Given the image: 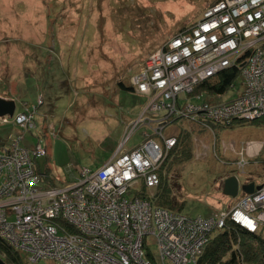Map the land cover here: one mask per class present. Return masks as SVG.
<instances>
[{
	"label": "built area",
	"instance_id": "built-area-1",
	"mask_svg": "<svg viewBox=\"0 0 264 264\" xmlns=\"http://www.w3.org/2000/svg\"><path fill=\"white\" fill-rule=\"evenodd\" d=\"M240 70L241 89L196 92L197 86L228 68ZM146 105L126 125V136L101 167L83 168L64 186L46 184L35 158L48 154L38 142L32 150L22 136L0 147V238L31 263L49 264H196L211 233L228 219L257 232L264 225V185L244 194L228 211L191 217L154 205L137 195L160 184L159 170L179 133L166 129L176 120L200 129L230 127L264 118V0H217L201 18L182 28L148 58L131 78ZM7 116L27 132L38 126L37 106ZM147 130L136 147L126 148L138 126ZM247 164L242 158L239 168ZM155 245L156 251L150 246Z\"/></svg>",
	"mask_w": 264,
	"mask_h": 264
},
{
	"label": "rangeland",
	"instance_id": "rangeland-1",
	"mask_svg": "<svg viewBox=\"0 0 264 264\" xmlns=\"http://www.w3.org/2000/svg\"><path fill=\"white\" fill-rule=\"evenodd\" d=\"M214 1L0 0V96L16 99V113L24 103L42 100L37 128L27 132L12 121H0V147L20 136L21 146H46L48 154L35 158V164L44 181L56 186L74 182L83 168L101 167L126 136L127 123L139 117L147 102L121 83L132 85L131 78L149 56L201 18ZM240 89L238 82L216 100L235 98ZM252 121L234 127L217 124L211 131L176 120L166 129L173 134L193 132L195 157L168 174L184 214L209 217L228 211V195L219 178L237 168L238 159L247 161L254 145L262 162L246 164L244 170L264 173V124ZM146 130L138 126L126 148L138 146ZM147 191L152 195L155 189ZM150 248L156 251L155 245ZM24 258L26 264H49Z\"/></svg>",
	"mask_w": 264,
	"mask_h": 264
},
{
	"label": "trees",
	"instance_id": "trees-1",
	"mask_svg": "<svg viewBox=\"0 0 264 264\" xmlns=\"http://www.w3.org/2000/svg\"><path fill=\"white\" fill-rule=\"evenodd\" d=\"M239 73L240 70L237 67L223 70L215 78L197 86L196 92L205 91L208 95L223 94L237 81ZM121 85L124 88L134 90L132 85L126 86L124 83ZM239 124L241 123L235 122L230 127ZM252 124H264V118L253 120ZM194 157L193 132L185 129L178 135L177 144L170 150L159 170L160 184L154 188V194L150 195L148 189L142 185L141 189L137 191V195L150 199L156 206L181 211L183 202L172 195L168 174L174 166L186 163ZM45 183L54 185L50 180L49 182L45 181ZM263 229L264 226L257 232H251L228 219L224 228L216 229L211 233L209 242L196 264H264ZM24 256H26L24 253L0 238V257L8 264H26Z\"/></svg>",
	"mask_w": 264,
	"mask_h": 264
},
{
	"label": "water",
	"instance_id": "water-1",
	"mask_svg": "<svg viewBox=\"0 0 264 264\" xmlns=\"http://www.w3.org/2000/svg\"><path fill=\"white\" fill-rule=\"evenodd\" d=\"M17 108V103L14 98L0 96V120L7 116L13 117ZM263 187V184H256V182H247L240 184L239 177L236 174H231L224 179L223 192L231 197L236 198L240 191L245 194H253L256 190ZM0 264H8L2 257H0Z\"/></svg>",
	"mask_w": 264,
	"mask_h": 264
},
{
	"label": "crops",
	"instance_id": "crops-1",
	"mask_svg": "<svg viewBox=\"0 0 264 264\" xmlns=\"http://www.w3.org/2000/svg\"><path fill=\"white\" fill-rule=\"evenodd\" d=\"M5 97H8V98H14L12 96H6L4 95ZM15 99V98H14ZM16 100V99H15ZM198 127V126H197ZM200 129V128H199ZM230 148L229 144H227V142L225 143L224 142V151H228V149ZM258 149L256 147V145L250 147L248 149V153H247V164L249 165H256L258 166L260 164V158L258 157ZM244 154V153H243ZM242 154V155H243ZM260 155V154H259ZM258 157V158H257ZM240 159L237 160V168H234V169H230L228 171H226L225 173L222 174V176L219 178V181H218V184L219 186L221 187V190L223 191V184H224V179L231 175V174H236L238 177H239V181H240V184H244V183H247V182H256V184H264V173H261L259 171H253L251 173H247L244 168L243 170L244 171H241L242 169L239 168V165H238V161ZM245 194V193H244ZM243 196V192L240 191V194L234 198V197H231V196H227V201L229 202L228 205L225 207V209H230L232 208L237 202L238 200Z\"/></svg>",
	"mask_w": 264,
	"mask_h": 264
},
{
	"label": "bare ground",
	"instance_id": "bare-ground-1",
	"mask_svg": "<svg viewBox=\"0 0 264 264\" xmlns=\"http://www.w3.org/2000/svg\"><path fill=\"white\" fill-rule=\"evenodd\" d=\"M252 120H255V119H251V121ZM246 121H250V120H246ZM239 122H244V120H241V121H239ZM214 125H217V124H214ZM170 152V151H169ZM169 152H168V154H169ZM264 185V184H263Z\"/></svg>",
	"mask_w": 264,
	"mask_h": 264
}]
</instances>
